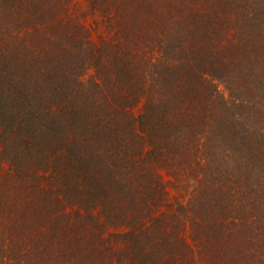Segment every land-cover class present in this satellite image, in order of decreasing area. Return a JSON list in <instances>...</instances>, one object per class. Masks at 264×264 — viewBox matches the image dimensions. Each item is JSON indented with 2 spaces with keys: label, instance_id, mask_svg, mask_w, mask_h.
I'll use <instances>...</instances> for the list:
<instances>
[{
  "label": "trees",
  "instance_id": "16d2710c",
  "mask_svg": "<svg viewBox=\"0 0 264 264\" xmlns=\"http://www.w3.org/2000/svg\"><path fill=\"white\" fill-rule=\"evenodd\" d=\"M0 264H264V0H0Z\"/></svg>",
  "mask_w": 264,
  "mask_h": 264
}]
</instances>
